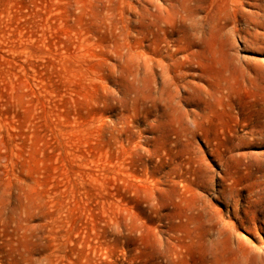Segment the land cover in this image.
<instances>
[{
  "label": "rangeland",
  "instance_id": "rangeland-1",
  "mask_svg": "<svg viewBox=\"0 0 264 264\" xmlns=\"http://www.w3.org/2000/svg\"><path fill=\"white\" fill-rule=\"evenodd\" d=\"M243 1L196 0L191 33L189 0H0V264H264ZM220 62L256 84L211 94Z\"/></svg>",
  "mask_w": 264,
  "mask_h": 264
},
{
  "label": "bare ground",
  "instance_id": "bare-ground-1",
  "mask_svg": "<svg viewBox=\"0 0 264 264\" xmlns=\"http://www.w3.org/2000/svg\"><path fill=\"white\" fill-rule=\"evenodd\" d=\"M190 2H189V15H190V18H191V21H190V18H189V21L188 22H190V25H189V23H188V25L190 26V29H189V31L191 30V33H192V31L194 30V29H196L197 27L196 26H198V25H201L202 26V24H200V22L202 21H200L199 22V24L196 22L195 24H198V25H195L194 24V20H196V18L194 17V15H193V13H194V4L196 3L195 1L196 0H189ZM203 1V0H202ZM218 1V0H217ZM221 1V0H220ZM238 1H240V0H236V2H238ZM245 1V0H244ZM243 1V2H244ZM247 2L249 1V0H246ZM200 2V1H199ZM234 2H235V0H234ZM236 2L234 3V4H236ZM242 2V1H241ZM255 2V1H254ZM253 1H252V3H254ZM259 2V1H258ZM258 2H256V3H258ZM218 3V2H217ZM248 3H250V1L248 2ZM197 4V3H196ZM195 4V5H196ZM222 4L224 5V3L222 2ZM233 4V3H232ZM233 4V5H234ZM242 4V3H241ZM222 5V6H223ZM255 5L256 4H254L252 7H255ZM262 5H264V3L262 4ZM226 6V5H225ZM251 6V5H250ZM257 6V5H256ZM259 6V5H258ZM200 7V6H199ZM233 7V6H232ZM236 6H234V8H235ZM239 7V6H238ZM264 7V6H263ZM262 7V8H263ZM261 8V9H262ZM196 9H198V8H196ZM234 10V12H233V17L234 18H236V20H239V15L241 16V18H242V16H244L245 15V13H244V11L243 10H241L240 8H235V9H233ZM264 11V10H263ZM259 12V11H258ZM257 12V13H258ZM254 13V12H253ZM253 13H251V15L253 16L254 14ZM247 14V13H246ZM263 14V13H262ZM261 14V15H262ZM229 15V14H228ZM248 15H249V13H248ZM255 15H257L256 13H255ZM231 16H232V14H231ZM231 16H230V19H231ZM259 16V15H258ZM263 16V15H262ZM189 17V16H188ZM246 17V16H245ZM249 17H250V19L252 18L250 15H249ZM256 17V16H255ZM195 18V19H194ZM216 18V17H215ZM244 18V17H243ZM262 18H264V16L262 17ZM200 19V18H199ZM216 19H218V18H216ZM249 19V20H250ZM255 19V18H254ZM259 19V18H258ZM257 19V22L259 21ZM207 20V19H206ZM219 20V19H218ZM225 20V19H224ZM244 20H248L247 18H245ZM252 21H250L251 23H254L255 21L253 20V19H251ZM263 20V19H262ZM216 22H218L217 20H215ZM226 21H227V16H226ZM235 21V20H234ZM203 22V21H202ZM237 22V21H236ZM246 22V21H245ZM257 22H255V25H256V23ZM226 22L224 21V24H225ZM261 23V22H260ZM259 23V24H260ZM209 24V23H208ZM223 24V23H222ZM247 24H249V22L247 23ZM261 24H264L263 22L261 23ZM260 24V25H261ZM194 25H195V28L193 29V27H194ZM217 25V24H216ZM219 25V24H218ZM217 25V26H218ZM226 25V24H225ZM207 26V25H206ZM200 27V26H199ZM203 27V26H202ZM201 27V28H202ZM193 29V30H192ZM199 29V28H198ZM208 29V28H207ZM216 29H219V28H216ZM202 30V29H201ZM224 30V29H223ZM233 30H237V29H233ZM240 30V29H239ZM205 31H207V30H205ZM210 31H211V27H210ZM218 32H219V30H217ZM227 31V30H226ZM193 32H195V30L193 31ZM241 32V31H240ZM247 32V31H246ZM206 33H209V31L208 32H206ZM223 33V32H222ZM249 33V32H248ZM244 34V33H243ZM243 34H242V36H243ZM253 34H256V33H253ZM189 35H190V32H189ZM192 35V34H191ZM239 35H240V33H239ZM246 36V35H245ZM256 36V35H255ZM259 36V35H258ZM258 36H256V40L259 38ZM192 37V36H191ZM190 37V38H191ZM194 37V36H193ZM208 37V36H207ZM251 38V37H250ZM253 38V37H252ZM264 38V37H263ZM212 39H213V37H212ZM260 39V38H259ZM194 40V39H193ZM206 40V39H205ZM243 40V39H242ZM247 40V39H246ZM250 40V39H249ZM252 40V39H251ZM264 40V39H263ZM202 40H200V42H201ZM207 41V40H206ZM211 41H213V40H211ZM254 41V40H253ZM191 42H195V41H191ZM190 42V44H192ZM208 42H210V41H207V43ZM214 42V41H213ZM212 42V43H213ZM248 42V41H247ZM246 42V43H247ZM206 44L205 43V41L204 42H202V44ZM260 43H261V41H260ZM209 44V43H208ZM214 44V43H213ZM213 44H211V45H213ZM245 44V43H244ZM248 44V43H247ZM246 44V45H247ZM251 44V43H250ZM217 45V44H216ZM245 45V46H246ZM257 45H258V43H257ZM192 46V45H191ZM205 46V45H204ZM207 47H208V45H206ZM209 46H210V44H209ZM219 46V48H220V46H222V47H224L225 48V46L224 45H217V47ZM247 46H249V45H247ZM255 46V45H254ZM260 46V45H259ZM214 47V46H213ZM250 47V46H249ZM253 47V46H252ZM261 47V46H260ZM206 48V47H205ZM212 48V47H211ZM255 48H256V46H255ZM263 48H264V46H263ZM209 49V48H208ZM213 49V48H212ZM211 49V50H212ZM217 50H218V48H216ZM221 49V48H220ZM219 49V50H220ZM223 49V48H222ZM221 49V50H222ZM260 49V48H259ZM262 49V48H261ZM206 50H207V48H206ZM214 50H215V47H214ZM213 50V51H214ZM217 50H216V53H218L217 52ZM224 50H227V48L226 49H224ZM208 51V50H207ZM209 52H210V49H209ZM215 52V51H214ZM227 52V51H226ZM225 52V53H226ZM210 54H212V56L213 57H215L214 55H213V52H210ZM217 57V56H216ZM211 58V57H210ZM207 59H208V57H207ZM212 60V59H211ZM211 60H209L210 62H211ZM215 60V59H214ZM222 61V60H221ZM226 61V60H225ZM210 62H207V66L210 64ZM222 62H224V61H222ZM227 62H229V61H227ZM221 63V64H216L217 65V69H216V72H215V70L213 71V72H215V74H216V81H215V83H212V81L210 80V85H209V89H207L211 94L213 93V92H215V91H219L220 89L222 90V89H224V88H227V89H231L232 88V86L234 85V83L235 84H238V87H239V89H241V90H249L250 89V87L253 85L254 86V84H256V82H257V80H258V77H256L255 78V76H250V74L247 72V71H250V69H249V64L248 63H246L247 64V71L246 70H244V72L243 73H240L239 71L237 72V73H240V74H242L241 76H239V77H237V76H234V73L235 72H232L230 69V67H231V65L229 66V64L228 63ZM209 63V64H208ZM237 63V62H236ZM236 63H232L233 65H235L236 66ZM212 64H214V63H212ZM241 64V63H240ZM204 65H206V64H204ZM242 65V64H241ZM251 65H252V63H251ZM211 66H213V65H211ZM210 66V67H211ZM239 66V65H238ZM206 67V66H205ZM214 67V66H213ZM212 67V68H213ZM257 67V66H256ZM255 67V68H256ZM204 68V67H203ZM206 69V68H205ZM207 69H209V68H207ZM242 69H243V67H242ZM253 69V68H252ZM256 69H258V68H256ZM203 70V69H202ZM233 70V69H232ZM235 70H236V68H235ZM262 70V69H261ZM211 71V70H210ZM240 71H241V69H240ZM257 71V70H256ZM228 72V73H227ZM242 72V71H241ZM258 72H259V70H258ZM263 72V71H262ZM206 73H209L208 71L206 72ZM236 73V74H237ZM261 73V72H260ZM210 74V73H209ZM258 74V73H257ZM261 74H263V73H261ZM205 75V74H204ZM260 75V74H259ZM215 76V75H214ZM257 76V75H256ZM208 77H209V75H208ZM213 77V76H212ZM211 77V78H212ZM264 77V75L262 76V78ZM210 78V77H209ZM261 78V77H260ZM257 79V80H256ZM207 80H208V78H207ZM215 80V79H214ZM262 80V79H261ZM234 82V83H233ZM262 82V81H261ZM264 82V81H263ZM264 84V83H263ZM258 85V84H257ZM207 86V85H206ZM235 86V85H234ZM233 86V87H234ZM264 86V85H263ZM237 87V88H238ZM258 87H261L260 85L258 86ZM207 88V87H206ZM236 88V87H235ZM253 88V87H252ZM251 88V89H252ZM257 88V87H256ZM234 89V88H233ZM233 89H231V90H233ZM206 90V91H207ZM253 90V89H252ZM240 92V91H239ZM259 92V91H258ZM263 92H264V90H263ZM254 93V92H253ZM259 93H262V92H259ZM239 94V93H238ZM243 95V94H242ZM248 95V94H247ZM260 95V94H259ZM243 96H245V94L243 95ZM262 97V99L261 100H258V99H251L250 97H248V98H250L248 101H247V103L245 102V104H248V106L250 105V107H252L253 108V110H255L256 111V114L255 115H252L253 117H254V119H253V117H252V119H253V124L251 125L250 124V132H251V134L253 135V140H250V142H252V143H250V144H252V145H258V144H264V118L262 119H260V117H264V97L263 96H261ZM240 98H242L241 96H240ZM243 99H245V98H243ZM238 100V99H237ZM241 101V100H240ZM238 102H239V100H238ZM259 103H261V106L260 107H258V108H255V107H257V106H259L260 104ZM237 104V103H236ZM239 104H240V102H239ZM243 104V103H242ZM239 106V105H238ZM244 106V105H243ZM249 107V109H251ZM241 108V107H240ZM239 108V109H240ZM244 109H245V106L243 107ZM238 109V111H240ZM247 109V108H246ZM246 109L244 110V112L246 111ZM247 111H249L248 109H247ZM251 111V110H250ZM246 113V112H245ZM243 114V113H242ZM248 115V114H247ZM247 115H245V116H247ZM249 115H250V113H249ZM260 115H262V116H260ZM251 119V120H252ZM251 120H249V121H251ZM246 124V123H245ZM248 126V125H247ZM245 131V130H244ZM247 133V132H246ZM248 134V133H247ZM244 135V134H243ZM250 135V134H249ZM251 135V136H252ZM247 136V135H246ZM245 136V137H246ZM242 137V136H241ZM244 139V138H243ZM246 139V138H245ZM243 141V140H242ZM246 141V140H245ZM243 142V143H246V142ZM248 141H249V139H248ZM248 143V142H247ZM246 143V144H247ZM242 144V143H241ZM240 144V145H241ZM249 144V145H250ZM246 155V154H245ZM259 155V154H258ZM262 155H264V154H262ZM241 156V155H240ZM239 156V157H240ZM250 156V155H249ZM243 157V156H242ZM263 157V156H262ZM246 158V157H245ZM238 159H240V158H238ZM244 160V159H243ZM247 160V159H246ZM241 160H238L237 161V163H239ZM245 161V160H244ZM246 162V161H245ZM258 163H260V161H258L257 159H252L251 160V158L245 163V166H246V168H247V175H249V174H251V173H249L250 172V167L252 168V170H251V172H253V171H258L259 170V168L261 167L260 166V164H258ZM240 164V163H239ZM264 164V163H263ZM243 164L241 163V166H242ZM264 166V165H263ZM249 168V169H248ZM263 168V167H262ZM246 172V171H245ZM257 173V172H256ZM255 173V174H256ZM253 174V173H252ZM263 174V173H262ZM246 175V176H247ZM250 176H252V175H250ZM247 177H249V176H247ZM261 177V176H260ZM264 177V176H263ZM254 178V177H253ZM258 178V177H257ZM261 179V178H260ZM255 182H257V181H255ZM262 182V181H261ZM258 184L260 183V182H257ZM263 183V182H262ZM253 184H254V182H253ZM256 185V184H255ZM253 186V185H252ZM247 189V188H246ZM249 189V188H248ZM253 189H254V187H253ZM261 189H263V191H255L254 192V190L252 191V193L254 194V202H252L253 204H251V205H254V207H255V215H254V217H253V219H255V221H256V218L259 216V214H260V216H261V218L262 219H264V188H261ZM258 190H260V189H258ZM249 193V192H248ZM250 194V193H249ZM233 196V195H232ZM226 197V196H225ZM239 197V196H238ZM252 197V196H251ZM240 198V197H239ZM247 199H246V201L247 202H250V196H248V197H246ZM226 200H227V198H225ZM231 199V198H230ZM238 199V198H237ZM236 199V200H237ZM234 200V199H233ZM235 200V201H236ZM228 202H229V200H228ZM234 202V201H233ZM231 203V202H230ZM230 205V204H229ZM241 210V209H240ZM233 212V211H232ZM234 213V212H233ZM237 215V214H236ZM237 217V216H236ZM238 219V218H237ZM251 219V218H250ZM244 220H248V218H246L245 216L244 217H239V221H244ZM257 221L258 222H261V221H259L258 219H257ZM249 222V221H248ZM240 223H242V222H240ZM262 229H263V227H262Z\"/></svg>",
  "mask_w": 264,
  "mask_h": 264
}]
</instances>
